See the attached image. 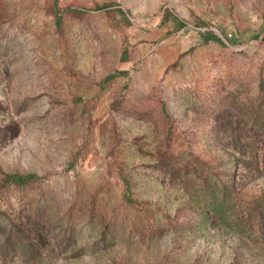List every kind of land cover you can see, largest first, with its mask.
<instances>
[{
  "label": "rangeland",
  "instance_id": "1",
  "mask_svg": "<svg viewBox=\"0 0 264 264\" xmlns=\"http://www.w3.org/2000/svg\"><path fill=\"white\" fill-rule=\"evenodd\" d=\"M0 264H264V0H0Z\"/></svg>",
  "mask_w": 264,
  "mask_h": 264
},
{
  "label": "trees",
  "instance_id": "2",
  "mask_svg": "<svg viewBox=\"0 0 264 264\" xmlns=\"http://www.w3.org/2000/svg\"><path fill=\"white\" fill-rule=\"evenodd\" d=\"M100 9V8H99ZM169 19H172L174 22L178 23L179 24V28L182 27L183 25L181 24V22L175 17L173 16L172 14H170L169 16H165L164 17V20H169ZM202 37H203V40L204 42H207L209 41L210 39H212V35L211 33H205V34H202ZM118 73H115V74H112V75H109L107 77V80L109 79H112L114 77L117 76ZM9 181L13 184H16V185H21V184H25L26 182L30 181L33 179V176L32 175H25V176H16V175H11L8 177Z\"/></svg>",
  "mask_w": 264,
  "mask_h": 264
}]
</instances>
